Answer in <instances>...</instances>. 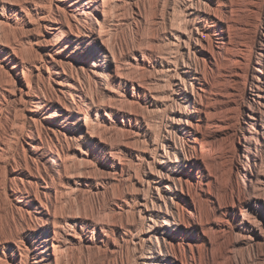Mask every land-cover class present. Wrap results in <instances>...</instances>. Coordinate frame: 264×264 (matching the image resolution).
<instances>
[{"label": "bare ground", "instance_id": "1", "mask_svg": "<svg viewBox=\"0 0 264 264\" xmlns=\"http://www.w3.org/2000/svg\"><path fill=\"white\" fill-rule=\"evenodd\" d=\"M88 254L264 264V0H0V264Z\"/></svg>", "mask_w": 264, "mask_h": 264}, {"label": "rangeland", "instance_id": "2", "mask_svg": "<svg viewBox=\"0 0 264 264\" xmlns=\"http://www.w3.org/2000/svg\"><path fill=\"white\" fill-rule=\"evenodd\" d=\"M128 17V18H127ZM125 18V17H124ZM124 18H122L121 20H116V23H117V25H118V33L116 32V34H117V36H116V34H115V32H114V34H113V37H115V38H118L119 40L120 39H122V40H126V38H128V40L127 41H130L131 40V36H133V34L135 33L134 31H133V29L131 28V25H129V24H126V23H130V19H129V16H126V19H124ZM124 19V20H123ZM123 20V21H122ZM122 24H121V23ZM124 22H125V24H124ZM115 23V24H116ZM122 25V26H120V25ZM129 26V28H128V26ZM22 28V27H21ZM20 28V29H21ZM23 29V28H22ZM131 29V30H130ZM133 31V32H132ZM120 32V33H119ZM123 32V33H122ZM121 36H120V35ZM125 36H126V38H125ZM128 36V37H127ZM121 37V38H120ZM123 37V38H122ZM125 38V39H124ZM111 140V142H114L115 140L114 139H110ZM110 140L109 139H107L106 140V142L107 143H111L110 142ZM103 160H104V157L102 156V155H100V156H98L97 158L96 157H94V159L92 160V167H89V168H81L80 170H72L71 172V175L73 174H75V179H81V180H83L84 179V177L83 176H86V177H88L89 178V181H90V183H82L81 185H79V187L83 190V191H86L87 193H86V198H82L83 199V201H82V199L80 200L79 198H75V197H73L72 196V199H71V197H69V196H67V195H64V197H62V202L61 203H64V204H62V207H64L63 208V211H67L66 213H65V215H81V216H84V217H86L87 216V214H88V218H91V219H100V217H102L101 215H98L97 213H98V211H99V209H100V207H98L99 206V204L98 203H101L102 204V201H103V196H101V194H99V195H97L96 193H97V191L95 190V188H94V184H95V182H97V183H99V184H103V185H106V183H104V178H103V176H102V174H101V164L103 163ZM100 164V165H99ZM96 165V167H94ZM97 165H98V167H97ZM97 168H99V169H97ZM95 169V170H94ZM83 170V171H82ZM89 170V171H88ZM97 170V171H96ZM74 171V172H73ZM94 171H96V172H94ZM99 171V172H98ZM80 172V173H79ZM89 172V173H88ZM94 172V173H93ZM83 173H84V175H83ZM86 173H88V174H86ZM91 173V174H90ZM100 173V174H99ZM82 174V175H81ZM86 174V175H85ZM93 174V175H92ZM92 175V176H91ZM100 175V177H98V176ZM90 176V177H89ZM94 176V177H93ZM102 176V177H101ZM95 177H97V178H95ZM103 179V180H102ZM74 187H75V185H73ZM86 189V190H85ZM93 190V191H92ZM91 192V193H90ZM94 192H95V195H94ZM90 194H91V196H93L92 198H94V196H96L95 198H98V196H101V197H99V202L98 203H96L97 202V200L95 201V198H94V200L92 199V198H90L91 196H90ZM69 197V198H68ZM74 198V199H73ZM89 198H90V200H89ZM70 199V200H69ZM71 200H72V202H71ZM87 202V203H86ZM95 202V203H94ZM85 203V204H84ZM92 203H93V205H92ZM94 204H97V205H94ZM80 205V206H79ZM74 206V207H73ZM85 206V207H84ZM78 207H79V209H78ZM98 209H97V208ZM70 208V209H69ZM91 208H93L92 210H94V208H95V210H94V212L92 213V211L91 210H89V209H91ZM73 209V210H72ZM86 210H87V212H86ZM71 212H73V213H71ZM77 212H79V213H77ZM84 212H86V213H84ZM91 212V213H90ZM68 213V214H67ZM84 214V215H83ZM116 238V241H118V243H120V240H119V238L118 237H115ZM90 256V257H89ZM90 258V259H89ZM95 258V259H94ZM98 258V259H97ZM87 259V260H86ZM91 260V261H90ZM99 260V261H98ZM102 260V258L100 257V256H95V254H91V255H89L88 254V256H86V258H84L83 259V261H82V264L84 263V262H86L85 264H91L90 262H93L92 264H96V263H98V264H100V261Z\"/></svg>", "mask_w": 264, "mask_h": 264}]
</instances>
